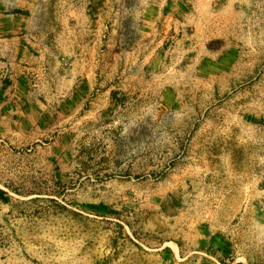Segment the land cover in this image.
I'll return each instance as SVG.
<instances>
[{"label":"rangeland","instance_id":"rangeland-1","mask_svg":"<svg viewBox=\"0 0 264 264\" xmlns=\"http://www.w3.org/2000/svg\"><path fill=\"white\" fill-rule=\"evenodd\" d=\"M58 3L0 0V264H264V0L108 29L78 102L24 57Z\"/></svg>","mask_w":264,"mask_h":264},{"label":"crops","instance_id":"crops-1","mask_svg":"<svg viewBox=\"0 0 264 264\" xmlns=\"http://www.w3.org/2000/svg\"><path fill=\"white\" fill-rule=\"evenodd\" d=\"M57 1L61 28L58 33L55 30L49 33L43 31L40 44L26 47L24 57L29 61L27 65L37 68L42 86L56 85L60 88V97L75 102L84 101L92 86L108 85L111 82L108 80V69L118 75L117 64L122 60L119 54L112 56L116 64L108 66L107 63L105 40L108 29L124 30V22L135 21L138 24L132 28L145 31L149 37L153 36L162 20L170 17L164 8L170 5V0ZM38 33L36 36H39ZM49 35L54 39L50 44ZM103 92L106 94L107 90Z\"/></svg>","mask_w":264,"mask_h":264}]
</instances>
